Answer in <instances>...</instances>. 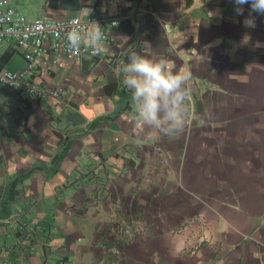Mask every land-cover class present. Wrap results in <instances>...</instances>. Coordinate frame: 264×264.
Listing matches in <instances>:
<instances>
[{
    "label": "crops",
    "instance_id": "0c3cea01",
    "mask_svg": "<svg viewBox=\"0 0 264 264\" xmlns=\"http://www.w3.org/2000/svg\"><path fill=\"white\" fill-rule=\"evenodd\" d=\"M9 4L30 18H121L102 57L43 56L37 78L59 96L0 86V263L264 264V15L250 29V5L237 16L233 0ZM17 48L1 43L0 56L13 50L2 67L24 66ZM132 52L192 73L183 133L135 123L117 71Z\"/></svg>",
    "mask_w": 264,
    "mask_h": 264
},
{
    "label": "clouds",
    "instance_id": "9594fccd",
    "mask_svg": "<svg viewBox=\"0 0 264 264\" xmlns=\"http://www.w3.org/2000/svg\"><path fill=\"white\" fill-rule=\"evenodd\" d=\"M233 2L237 16L244 14V5H250L243 25L254 29L256 19L252 14L264 15V0ZM85 10L91 14V9ZM102 29L97 22L74 24L66 35L67 46L72 50H90L92 55H103L107 49ZM261 46L257 42L256 47ZM128 60V63L121 62L117 71L123 76V85L132 92L135 123L149 135L174 137L183 133L195 117L190 106L192 73L183 68L171 70L169 62L162 57H146L132 52Z\"/></svg>",
    "mask_w": 264,
    "mask_h": 264
},
{
    "label": "built area",
    "instance_id": "2783aa9c",
    "mask_svg": "<svg viewBox=\"0 0 264 264\" xmlns=\"http://www.w3.org/2000/svg\"><path fill=\"white\" fill-rule=\"evenodd\" d=\"M121 14L92 13L74 15L65 18L38 16L27 17L15 10L9 0H0V43L9 41L19 47L25 59L21 69H9L0 66V86L17 90L27 98H37L44 94L59 96L60 90L46 86L37 75L40 72L43 56L51 52L56 56L71 54L76 57L92 55L90 50H72L67 46L66 35L74 24L89 25L97 22L103 29L106 44L113 42L110 30L120 22ZM24 230H32L34 225H21ZM0 264H7L1 261Z\"/></svg>",
    "mask_w": 264,
    "mask_h": 264
},
{
    "label": "rangeland",
    "instance_id": "374dc122",
    "mask_svg": "<svg viewBox=\"0 0 264 264\" xmlns=\"http://www.w3.org/2000/svg\"><path fill=\"white\" fill-rule=\"evenodd\" d=\"M4 42L5 41H3L1 43H4ZM1 43H0V45H1ZM17 49H19V48H17ZM20 64H21V62H20V56H19L18 52H15L13 54V56L10 58V60L7 62V66L11 67V68H16V67L20 66ZM187 127H189V126H186L185 130L187 129ZM85 162L94 165V163L98 162V159L89 158ZM107 168H109V167H107ZM95 169L98 170V168H95ZM52 175H54V174H52ZM52 175L50 174V177ZM71 175H73V173ZM70 177L72 178L73 176H70ZM96 177H99V179H103V177L101 175H97Z\"/></svg>",
    "mask_w": 264,
    "mask_h": 264
},
{
    "label": "trees",
    "instance_id": "16d2710c",
    "mask_svg": "<svg viewBox=\"0 0 264 264\" xmlns=\"http://www.w3.org/2000/svg\"><path fill=\"white\" fill-rule=\"evenodd\" d=\"M12 53H13V50H12V49H9V50H7V51H5V52H3V53L1 54V56H0V66L2 65V62H3V61H5L6 59H8V58L11 56ZM22 176H23V174L20 175V176H18V177H16V178L13 180L12 185H11V187H10V189L12 190V192H11V194H9V195L7 196V201L5 200V201H4V204H6V203L8 202V200H9L10 198H12L14 184L16 183V181H18L19 179H21ZM4 208H6V205H5Z\"/></svg>",
    "mask_w": 264,
    "mask_h": 264
}]
</instances>
